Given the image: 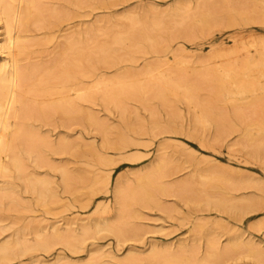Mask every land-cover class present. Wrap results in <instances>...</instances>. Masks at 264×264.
<instances>
[{"label":"rangeland","instance_id":"rangeland-1","mask_svg":"<svg viewBox=\"0 0 264 264\" xmlns=\"http://www.w3.org/2000/svg\"><path fill=\"white\" fill-rule=\"evenodd\" d=\"M40 1L42 18L19 33L14 53L29 73L17 123L47 145L39 167L23 156L21 173L0 177V243L26 227L22 242L33 245L31 226L71 239L0 264H264V131L252 127H264V0ZM70 62L72 79L52 78ZM118 89L129 92L105 98ZM63 96L73 112L48 107ZM158 163L152 185L138 188ZM33 174L55 187L46 207L25 191ZM116 182L125 187L118 210ZM96 218L119 227L120 241L82 238Z\"/></svg>","mask_w":264,"mask_h":264},{"label":"bare ground","instance_id":"bare-ground-1","mask_svg":"<svg viewBox=\"0 0 264 264\" xmlns=\"http://www.w3.org/2000/svg\"><path fill=\"white\" fill-rule=\"evenodd\" d=\"M39 2L41 1L40 0H0V57H2V55H6L9 58L8 61H6V59L4 58L0 59V177H2L5 174L10 173L11 171H14L17 173L22 171V157L23 156L30 159L31 162L35 164L34 166L36 168L39 167V165L43 163V160H44L41 148L47 145V141H45V139L43 138L40 139L36 137L37 134L35 136L32 132H29L28 130L18 127L17 120H19L20 118H23V114L26 115L25 113L26 103L24 102L25 97H21V96L26 95L27 93V90L29 87L28 86L29 85L28 84L29 73L24 68L18 65V59L16 58V56H14L15 52L16 53L18 52L17 54H20L23 51V48L19 44L20 41L18 40L20 39L19 33L24 32L27 29V26H29L31 23L33 22L38 23L40 18H42L41 12L39 11V6H40ZM175 11H172L171 14L174 15L176 13ZM207 18H208L207 15L199 14L197 17H195V20H194L195 26L200 27V29L202 30L205 29L209 25ZM131 22L132 23L130 25H134L133 21ZM152 22L154 23V21ZM261 22L264 24V16ZM154 25L156 26L157 23ZM11 29H14L16 31L17 33L16 37L11 36V33H10ZM142 30H145V29H142ZM65 46H66V50H71V51L73 50L72 42L66 43ZM65 65L66 66L63 72L60 73V75H55L52 78H55V79L64 78L65 80L72 79L73 78V63L72 62L67 63V64L65 63ZM48 80L49 79L46 78V81ZM214 81L216 82V80ZM175 87H177V85H175V83L170 82V83H166L163 88L164 90L165 89L171 90L172 88H175ZM126 90L127 89H118V91L114 93L107 91L105 93V98L109 100V98H111L112 96L116 94L122 95L124 93H128L129 91H126ZM56 93L57 92H55L53 95L55 96ZM58 94H61L60 96L64 95L63 92H59ZM58 94H56V96ZM53 95L52 96L50 95V96L53 97ZM216 95L220 96L221 92H217ZM64 96L55 102L52 101L49 106L48 104L46 106L50 107V109L54 110L56 113H59V114L60 113L68 114L69 112H73L72 111L73 106L71 103L72 101H70V99L66 101ZM157 96L159 97L163 96V89L162 91L161 90L157 91ZM52 99L50 98L49 102ZM252 127H259L260 131L262 132L264 131V127L262 126L260 127V125L259 126L255 125ZM252 127L247 126L245 129V133L250 132L248 130L252 129ZM15 143H19V144L21 143V147L23 146L22 144H25V146L26 145L27 146L21 148L20 152H17L15 150ZM66 148H67L66 143H60L57 147L58 150L60 149L63 150ZM161 168H162L161 163H158V165H156L155 168L151 172L139 176L136 179V186L146 191V188L152 185V182L150 181L151 180L150 176L155 173H158L161 170ZM60 174H61L62 184H64V187H68L70 174H68V172L65 169H60ZM25 179H26V182H25L26 186L24 187L26 189L25 191L29 193L30 195L32 194L33 196H35L34 201H36V205H39V206L45 205L46 207V204L49 203L48 201L55 198L56 194L53 191V188L55 187L53 186L52 188V183L48 181L46 178L45 179H42L40 177L37 178V176L34 177V174H33L30 176L28 175V177H25ZM7 189L8 188L0 187V206L3 205V203L1 202V197L3 200L4 194L7 193L5 192ZM124 191H125V187H123L121 182L117 183L115 187L113 188L114 202H115V206L117 207V210L120 209L121 206L125 203V192ZM29 228L30 227H27V231H29L28 230ZM51 228H52L51 233L45 236L44 233L41 231L43 228L41 230L40 229L36 230V227L33 228L31 226L30 232L36 231L35 232L36 235H34L36 237L35 239L36 241L35 242L33 241L34 242L33 245L29 244V246L26 245L25 243L26 241L22 242L23 240H25V239L22 240V238H24V235H26L25 234L26 231H24L26 230V227L22 228L23 231L19 230L20 233L19 231H17L16 235L13 236L14 238L16 237L14 240L12 241L6 240V242L0 243V263H6L14 259L13 257L23 256L25 253H28V252L49 251L51 245H53L54 242L56 241H59V242L61 241V243L63 244L65 242L69 243V239H71V238H68L67 236L69 234L67 235L65 234L66 235L65 236L64 233H61L57 228L55 227H51ZM79 230H80L79 233L82 238L88 236L91 232L96 233V234L100 232L111 233L116 237L117 241H120V239L123 237L122 230L119 227H114L112 225L109 226L107 222L98 221L97 218L96 220H93L92 223L81 225ZM156 256L157 255L154 253L153 257H156ZM171 258L176 259L178 257L172 256ZM37 264H44V263L38 261ZM86 264H93V263H86Z\"/></svg>","mask_w":264,"mask_h":264}]
</instances>
